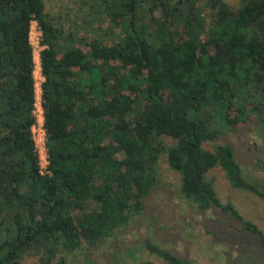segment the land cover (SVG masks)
Here are the masks:
<instances>
[{
  "label": "trees",
  "instance_id": "trees-1",
  "mask_svg": "<svg viewBox=\"0 0 264 264\" xmlns=\"http://www.w3.org/2000/svg\"><path fill=\"white\" fill-rule=\"evenodd\" d=\"M47 1L0 0V264H68L115 238L146 207L163 157L187 202L230 215L264 248V232L209 175L220 168L233 189L264 200V180L218 143L250 122L264 138V0H206L210 15L202 0H91L123 29L112 43L66 33ZM32 22L42 33L47 175L32 136ZM144 248L189 264L151 239Z\"/></svg>",
  "mask_w": 264,
  "mask_h": 264
},
{
  "label": "rangeland",
  "instance_id": "rangeland-1",
  "mask_svg": "<svg viewBox=\"0 0 264 264\" xmlns=\"http://www.w3.org/2000/svg\"><path fill=\"white\" fill-rule=\"evenodd\" d=\"M206 0H202L204 5ZM239 0H228L234 7ZM95 4V3H94ZM91 0H48L46 12L55 18L66 33L76 37L84 35L90 40L103 36L112 43L122 36V28H112L106 17H102ZM204 13L210 11L203 6ZM35 50V72L37 97L41 98L40 52ZM218 143L231 144L237 159L247 175L264 180V138L257 133L254 122L241 126ZM212 149V144L205 145ZM122 158V155L119 156ZM209 175L216 181V191L224 203L231 202L247 220L257 224L264 232V200L254 195L233 189L220 168ZM180 176L170 169L166 157L160 162L158 186L146 199V207L128 228L115 238H109L94 251H85L68 257V264H167L150 254L144 242L154 243L169 249L189 264H264V248L259 238L243 232L242 224L219 210L201 211L187 202L179 193ZM89 204L85 211L95 209ZM37 258L27 257L23 264H34Z\"/></svg>",
  "mask_w": 264,
  "mask_h": 264
},
{
  "label": "built area",
  "instance_id": "built-area-1",
  "mask_svg": "<svg viewBox=\"0 0 264 264\" xmlns=\"http://www.w3.org/2000/svg\"><path fill=\"white\" fill-rule=\"evenodd\" d=\"M41 40H42V33L39 31L38 24L36 22H32L31 32H30V42L34 50V57H35L36 48L42 47ZM42 50H43V47H42ZM39 60H40V56H39ZM38 67L39 66L36 63V69ZM40 68H41V65H40ZM36 95H37V90H36ZM35 108L36 110L34 114L36 116V124L32 127V136H33L35 148L38 153L39 160H40L41 174L47 175L49 174V171H48L49 160H48V153H47V146H46L47 139H46V131L44 127V113H43L42 101H41V98L39 97H36Z\"/></svg>",
  "mask_w": 264,
  "mask_h": 264
}]
</instances>
